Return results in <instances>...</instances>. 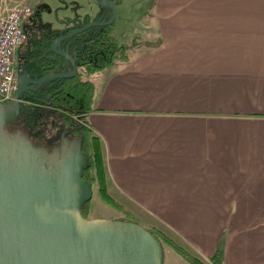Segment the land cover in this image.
<instances>
[{"label":"crops","instance_id":"0c3cea01","mask_svg":"<svg viewBox=\"0 0 264 264\" xmlns=\"http://www.w3.org/2000/svg\"><path fill=\"white\" fill-rule=\"evenodd\" d=\"M146 3L114 25L127 57L88 76L108 193L207 264H264V0Z\"/></svg>","mask_w":264,"mask_h":264},{"label":"water","instance_id":"95a60500","mask_svg":"<svg viewBox=\"0 0 264 264\" xmlns=\"http://www.w3.org/2000/svg\"><path fill=\"white\" fill-rule=\"evenodd\" d=\"M111 7L108 21H90L60 35V40L117 15L114 0H93ZM72 58L65 52H58ZM73 72L43 77L64 76ZM23 76L13 99L0 105V264H162V245L143 225L122 219H89L81 205L92 197L82 178L83 150L60 153L39 146L28 136H8L4 125L17 113ZM86 163L84 164V160Z\"/></svg>","mask_w":264,"mask_h":264},{"label":"flooded vegetation","instance_id":"af4514ba","mask_svg":"<svg viewBox=\"0 0 264 264\" xmlns=\"http://www.w3.org/2000/svg\"><path fill=\"white\" fill-rule=\"evenodd\" d=\"M30 3L32 4L30 14L23 23L24 40L16 51V74L17 80L23 76V80L27 78L33 82L22 83L17 113L12 118L14 121L11 122L13 124L10 125V128L15 131L21 130V128L28 130V137L49 151L56 150L60 153L62 149L66 151L73 148L78 151L83 150L82 138L72 125L73 123L76 125L80 121L79 116L73 114L75 105L68 107L66 104L68 84L54 80L66 77L54 76L45 79L43 77L54 73L70 74L73 72V64L76 67L75 74L68 78H72V83H74L78 77H81L87 59L81 55L83 43H80L77 35H80L84 30L55 44L54 40L90 21H108L113 14V9L111 7L102 8L95 19H90L87 22L76 18L63 19V26L60 29H54L50 24L43 22L40 17L41 1L35 0ZM115 23L116 17L110 24L98 23L95 26L113 25L114 27ZM58 52L67 53L72 58L73 64ZM7 103H0V105L4 106ZM56 123L65 129L64 132L69 131L70 136L77 139L70 141V139L60 136L64 133L56 132ZM56 136H59L57 141L55 140ZM49 139H51L52 145Z\"/></svg>","mask_w":264,"mask_h":264},{"label":"trees","instance_id":"16d2710c","mask_svg":"<svg viewBox=\"0 0 264 264\" xmlns=\"http://www.w3.org/2000/svg\"><path fill=\"white\" fill-rule=\"evenodd\" d=\"M118 3L119 0H114ZM96 16L90 17L85 16L82 18V22H87L90 19H95ZM113 25L106 26H95L91 25L84 29L78 37L80 43H83L82 54L85 56L86 62L83 69V74L78 77L74 83H72V78H55L54 80L60 81L68 84V95L66 98L67 106L73 107L75 111L73 114L79 116V123L72 124L75 130L80 134L82 138V149L87 155V166L83 169L82 178L87 181L92 188L95 181L99 183V194L101 198L109 205L124 210L123 207L118 204L106 191L105 184L103 183V159L100 150V143L96 135H93L88 127L85 125L84 119L85 114L89 111L92 103V84L88 80V76L91 72L105 68L110 64H113L117 60H122L127 57V53L130 47L134 43L126 44L119 43L115 36L113 35ZM81 74V73H80ZM77 128V129H76ZM91 200V199H90ZM90 200L84 201L81 205V214L83 217H88V203ZM127 213V212H126ZM129 214V213H127ZM130 215V214H129ZM127 218L133 217L134 221L139 223V220L134 216H129ZM146 228L157 238V240L163 246L164 244L170 246L177 254L183 257L190 264H207L199 257L191 254L184 247L180 246L167 235H165L161 230L155 227ZM219 249L218 251L209 257V262L211 264H220L219 259Z\"/></svg>","mask_w":264,"mask_h":264},{"label":"rangeland","instance_id":"374dc122","mask_svg":"<svg viewBox=\"0 0 264 264\" xmlns=\"http://www.w3.org/2000/svg\"><path fill=\"white\" fill-rule=\"evenodd\" d=\"M22 2H35V0H20ZM41 1V6H40V17L43 20V22L48 23L51 25L52 28L54 29H60L63 24L62 21L63 19H78L82 20L83 17L85 16H90L94 17L98 14V12L102 9V5H98L96 2L93 0H40ZM16 2H19L16 0ZM127 6V11L131 13V20L130 21H124V18L120 16L121 9L123 10V6ZM146 0H123L122 5L117 3V21L116 24L119 25L120 21L123 22L124 28L126 32L128 33L131 31L133 26H138L139 22L138 18L141 16L142 12L146 10ZM123 7V8H122ZM129 15V14H128ZM131 36H126L123 39L126 42L130 40ZM14 121L13 119L9 120L5 125H4V130L8 136H15V135H20V136H28V130H11V126ZM17 121V120H16ZM15 121V122H16ZM56 127V132L61 134L60 136L65 137L67 139H70V141H75L69 131H65V129L60 125L57 124L55 125ZM61 132V133H60ZM51 133V131H50ZM59 136L55 137V140L57 141ZM48 139V138H47ZM66 139V140H67ZM79 139V138H78ZM69 141V140H67ZM49 142H51V139H49ZM72 143V142H70ZM52 145V142H51ZM86 163V159L84 160V164ZM104 171V168H103ZM103 183L105 184L106 191L108 193L109 191V186H106V180H105V171L103 172ZM99 183L98 181H95L92 185V197L91 200L88 203V217L89 219H122V220H134L133 217L127 218L129 214L124 212V210H120L119 208L117 209L116 207H113L109 204H107L100 196L99 194ZM108 188V189H107ZM110 193V192H109ZM108 193V194H109ZM131 216V215H129ZM139 220V219H138ZM141 220V219H140ZM139 223L143 226H149L147 223H145L143 220L140 221ZM169 247L164 246V251H168ZM176 255L175 253H173ZM178 257V256H177ZM179 259H181L179 257ZM183 264H186L183 260H181ZM181 263V262H180Z\"/></svg>","mask_w":264,"mask_h":264},{"label":"built area","instance_id":"2783aa9c","mask_svg":"<svg viewBox=\"0 0 264 264\" xmlns=\"http://www.w3.org/2000/svg\"><path fill=\"white\" fill-rule=\"evenodd\" d=\"M0 0V103L13 99L17 89L16 51L24 40L23 23L32 4Z\"/></svg>","mask_w":264,"mask_h":264}]
</instances>
